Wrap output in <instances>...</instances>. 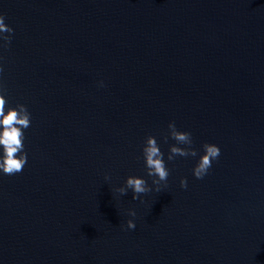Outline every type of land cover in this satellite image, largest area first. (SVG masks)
I'll list each match as a JSON object with an SVG mask.
<instances>
[{
    "label": "water",
    "instance_id": "1",
    "mask_svg": "<svg viewBox=\"0 0 264 264\" xmlns=\"http://www.w3.org/2000/svg\"><path fill=\"white\" fill-rule=\"evenodd\" d=\"M0 14L7 107L31 113L27 164L0 171V264H264V0H0ZM172 122L195 157L168 160ZM205 143L221 154L197 179ZM130 176L153 190L121 195Z\"/></svg>",
    "mask_w": 264,
    "mask_h": 264
},
{
    "label": "clouds",
    "instance_id": "2",
    "mask_svg": "<svg viewBox=\"0 0 264 264\" xmlns=\"http://www.w3.org/2000/svg\"><path fill=\"white\" fill-rule=\"evenodd\" d=\"M5 15L0 14V40L4 43L0 47H8L11 43L14 29L5 23ZM7 33L9 35H3ZM4 68L0 65V75ZM102 83V82H101ZM7 87L3 80L0 79V171L5 175H15L22 172L27 164L28 156L25 151V129L31 126V113L24 104H19L16 107H7L5 93ZM170 136L176 141L175 145L170 147L168 160L173 161L177 156L187 157L189 155L195 157L198 153L192 148L193 140L190 132L178 131L174 122L168 125ZM168 137H165L167 142ZM178 145H186L180 147ZM205 154L200 158L197 166L193 170V174L197 179H203L209 169L212 167V162L217 160L221 154V149L215 144L205 143L203 145ZM143 155L146 161L147 175L153 177L152 184L155 185V191H161V183L166 185L170 171L164 160V153L154 136H149L146 140V145L143 148ZM110 179V177H106ZM181 187L187 188V179L181 180ZM133 192V200L140 199L142 194L149 193L153 190L152 186L142 177L130 176L126 180L123 187L116 189L121 195H127L128 190ZM129 215L135 217L134 210L129 211ZM134 220H128L127 228L135 229Z\"/></svg>",
    "mask_w": 264,
    "mask_h": 264
}]
</instances>
